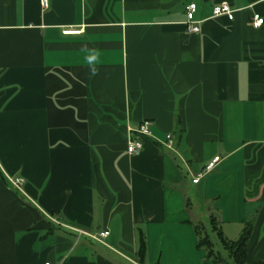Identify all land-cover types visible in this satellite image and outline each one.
<instances>
[{"label": "crops", "instance_id": "obj_1", "mask_svg": "<svg viewBox=\"0 0 264 264\" xmlns=\"http://www.w3.org/2000/svg\"><path fill=\"white\" fill-rule=\"evenodd\" d=\"M224 2L233 20L212 15ZM254 12L264 0H0V164L23 179L0 175V264H235L199 247L205 222L223 246L250 224L246 261H264ZM143 120L158 140L129 153Z\"/></svg>", "mask_w": 264, "mask_h": 264}, {"label": "built area", "instance_id": "obj_2", "mask_svg": "<svg viewBox=\"0 0 264 264\" xmlns=\"http://www.w3.org/2000/svg\"><path fill=\"white\" fill-rule=\"evenodd\" d=\"M41 4L43 8L48 7L49 0H41ZM197 10V4L195 2H191L186 6V14H187V29L192 32H198L200 31L199 24L196 23L194 20V14ZM212 15L214 17L219 16H226L229 20H233L235 17V11L230 6V4L224 2L215 4L213 6ZM250 24L254 28H260L264 24V17L254 12L252 16L250 17ZM65 34H78L80 33V30H72L67 29L64 31ZM151 120H143L136 128H129L128 130V147L127 150L129 153H134L142 149V141L141 137H147V138H154L158 140L151 132ZM164 144L167 147H173L174 146V137L173 134L169 133L166 136V141H164ZM221 160V156H216L210 163H208L194 178L193 182L197 183L199 180L204 177L206 174H208L212 169L216 166V164ZM5 173L3 170L1 164H0V175ZM6 174V173H5ZM15 187L21 189L23 179L21 178H11L9 175L6 174L5 176ZM75 231H77L80 235H87L93 240L106 244L105 239L110 234L109 230H104L98 233H88L82 229L74 228ZM45 264H54L52 262L47 261Z\"/></svg>", "mask_w": 264, "mask_h": 264}, {"label": "trees", "instance_id": "obj_3", "mask_svg": "<svg viewBox=\"0 0 264 264\" xmlns=\"http://www.w3.org/2000/svg\"><path fill=\"white\" fill-rule=\"evenodd\" d=\"M199 230V229H198ZM251 233V225L248 224L244 227L241 236L236 241H227L222 238L225 248L230 251V255L235 261L236 264H264V261H259L255 263H248L245 258L246 246ZM199 247H206L210 255L216 258L217 260L221 261L222 258L217 256L215 251L213 250V244L211 240L207 236H203L200 234V239L198 243Z\"/></svg>", "mask_w": 264, "mask_h": 264}, {"label": "rangeland", "instance_id": "obj_4", "mask_svg": "<svg viewBox=\"0 0 264 264\" xmlns=\"http://www.w3.org/2000/svg\"><path fill=\"white\" fill-rule=\"evenodd\" d=\"M205 232L202 233V237L205 236L206 234H209V236L211 237V240L214 243V249L216 250V254L219 257H223V258H228V260H230L232 263H235L233 259H230V255L228 253V251L224 248V246L221 243L220 238H218L217 232H214L211 228V225L208 224V222H205ZM218 251L220 252V254L218 253ZM236 264V263H235Z\"/></svg>", "mask_w": 264, "mask_h": 264}]
</instances>
